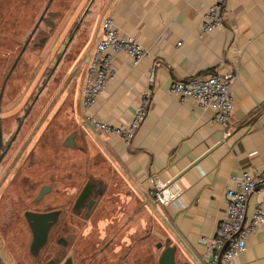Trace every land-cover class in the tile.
Returning <instances> with one entry per match:
<instances>
[{
  "label": "crops",
  "instance_id": "crops-1",
  "mask_svg": "<svg viewBox=\"0 0 264 264\" xmlns=\"http://www.w3.org/2000/svg\"><path fill=\"white\" fill-rule=\"evenodd\" d=\"M215 1L91 0L62 45L66 72L57 103L69 102L67 120L74 139L81 136L85 146L94 148L144 192L151 177L177 185L178 197L161 207L167 239L176 246L180 264H195L186 245L198 255L205 254L200 238L216 234L232 177L264 165V0H227L225 27L203 33L204 13ZM106 17L149 53L137 66L126 54L115 55V77L86 108L88 66ZM153 67L150 111L130 145L84 125L88 113L113 125L128 123L141 93L150 86ZM229 69H236L239 79L232 86L235 109L227 127L215 120L211 109L191 100L181 102L169 92L175 80L224 74ZM19 116L11 121V128ZM9 125L6 121L4 135ZM262 196L261 187L250 196L247 219ZM237 264H264V225L249 237Z\"/></svg>",
  "mask_w": 264,
  "mask_h": 264
},
{
  "label": "rangeland",
  "instance_id": "rangeland-1",
  "mask_svg": "<svg viewBox=\"0 0 264 264\" xmlns=\"http://www.w3.org/2000/svg\"><path fill=\"white\" fill-rule=\"evenodd\" d=\"M90 2L0 0V122L3 126L10 123L3 139L13 136L17 125L10 126L16 116H27L23 115L20 131L0 166V194L6 188L3 199L8 203L18 195H35L42 182L37 185L32 182L34 177L24 176L25 171L15 172L33 151L31 160L54 173L53 192L40 206L53 202L57 207L69 200L71 209L89 180L105 186L93 215L86 220L74 218L80 226L73 237L77 264H159L168 236L162 222L163 208L93 147L85 146L81 136L74 139V147L63 145L72 129L67 120L69 102L57 103L66 72L62 45ZM31 239L26 232L0 235L4 264H47L54 252L63 248L54 239L34 258L28 250Z\"/></svg>",
  "mask_w": 264,
  "mask_h": 264
},
{
  "label": "built area",
  "instance_id": "built-area-1",
  "mask_svg": "<svg viewBox=\"0 0 264 264\" xmlns=\"http://www.w3.org/2000/svg\"><path fill=\"white\" fill-rule=\"evenodd\" d=\"M227 0H216L203 16L202 32L208 33L225 27ZM148 50L129 34L122 33L112 17L103 21V35L96 44L91 56L84 87L83 104L91 107L109 80L115 77L113 57L126 54L134 66L139 65L147 56ZM156 79V68L149 76L150 86L140 95L132 119L121 125H113L86 114L84 125H89L104 135L120 138L130 145L145 122L152 102V85ZM239 79L236 69L224 74L212 73L204 77H190L172 82L169 92L181 102L191 100L203 109H211L217 122L227 127L235 109L232 86ZM264 119V113H263ZM264 129V122H263ZM232 186L225 192L226 212L218 224L216 234L202 237L205 245L203 255L196 254L186 245L190 259L195 264H237L240 255L246 250L249 237L264 225V165L251 167L232 177ZM259 187L263 196L255 204L251 218L247 219L248 201ZM146 194L158 205H170L179 194L174 182H162L155 177L148 180Z\"/></svg>",
  "mask_w": 264,
  "mask_h": 264
},
{
  "label": "flooded vegetation",
  "instance_id": "flooded-vegetation-1",
  "mask_svg": "<svg viewBox=\"0 0 264 264\" xmlns=\"http://www.w3.org/2000/svg\"><path fill=\"white\" fill-rule=\"evenodd\" d=\"M16 120V130L11 136V138L3 139V131H2V123L0 122V166L3 164V159L6 156L9 147L11 146L12 142L16 139L20 128L23 124V121L18 123ZM33 151L29 152L27 156L24 158L23 162L20 164L19 168L15 169V172L18 171V174H21L22 171H25V177H34L35 180L32 181L33 183L42 182L39 185V188L35 195L32 196H16L13 200L5 201L3 198L6 196L5 189H3L2 193L0 194V235H4L7 233H27L31 234V229L29 222L26 218L27 212H35L39 214H47L53 211H57V220L53 222L52 226L48 232V238L46 241L45 246L40 250L37 256H34L30 253V245L29 244L28 250L32 257L36 258L40 255L41 251L46 248L48 245L53 243L55 239V244L58 246L63 247L61 251L54 252L53 258L47 261V264H64L67 260L71 259L72 264H77L75 261V243L73 241L74 234L76 233V229L80 226L76 223L74 218H80L86 220L88 217H91L98 207L100 203V197L103 194L105 186L101 181L94 182L93 180H89L91 185V190L89 196L83 201L80 208L76 209L74 207L75 202L79 196H77L75 202L72 204L70 209V202L69 200H65L55 207L52 203L45 202L44 205L40 206L45 201V198L48 197L54 189V173L52 168H40L36 165L32 160ZM16 174V173H15ZM39 178V179H38ZM46 179V180H45ZM88 181V182H89ZM34 186V185H32ZM31 186V187H32ZM44 186H51L52 189L46 193L41 199L37 200V196L40 190ZM83 189V188H82ZM25 197V198H22ZM39 204V205H38ZM60 239H63V243H60ZM1 246V244H0ZM0 261L4 264V259L2 254L0 253ZM78 264H86L85 262H80Z\"/></svg>",
  "mask_w": 264,
  "mask_h": 264
},
{
  "label": "water",
  "instance_id": "water-1",
  "mask_svg": "<svg viewBox=\"0 0 264 264\" xmlns=\"http://www.w3.org/2000/svg\"><path fill=\"white\" fill-rule=\"evenodd\" d=\"M1 96H2V92L0 95V100H1ZM74 138H75V134H70L63 142V145L65 147H74L75 146ZM91 185L92 183L89 181L83 187L74 205L76 209L80 208L83 201L89 196ZM51 189H52L51 186H44L40 190L36 199L37 200L41 199ZM57 213H58L57 211H53L47 214H39L35 212L26 213V218L29 222L33 236L32 243L30 245V253L32 255L37 256L40 250L45 246L48 238L49 229L52 226L53 222L57 220ZM60 243H63V239H60ZM166 244H167L166 248L163 250L161 256L159 257V261H158L159 264H178L176 261V246L171 245L170 238L166 240ZM158 247H162V243H159ZM0 264H2L1 261ZM64 264H72L71 259L67 260Z\"/></svg>",
  "mask_w": 264,
  "mask_h": 264
},
{
  "label": "trees",
  "instance_id": "trees-1",
  "mask_svg": "<svg viewBox=\"0 0 264 264\" xmlns=\"http://www.w3.org/2000/svg\"><path fill=\"white\" fill-rule=\"evenodd\" d=\"M23 115H24V114H22L21 116L17 117V120H18L17 124L20 123V121L23 120V117H24V116H26V115H24V116H23ZM26 117H27V116H26Z\"/></svg>",
  "mask_w": 264,
  "mask_h": 264
}]
</instances>
